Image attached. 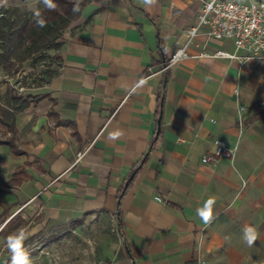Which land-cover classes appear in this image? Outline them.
Here are the masks:
<instances>
[{"label":"crops","instance_id":"1","mask_svg":"<svg viewBox=\"0 0 264 264\" xmlns=\"http://www.w3.org/2000/svg\"><path fill=\"white\" fill-rule=\"evenodd\" d=\"M200 7L87 0L52 49L47 83L19 91L1 80L0 109L9 89L30 103L15 114V132L0 117V202L40 217L38 228L112 219L120 243L103 264H264V58L196 57L245 54L201 28L191 56L165 69ZM215 140L233 153L204 162ZM209 197L205 225L196 210ZM246 225L257 231L251 247Z\"/></svg>","mask_w":264,"mask_h":264},{"label":"rangeland","instance_id":"2","mask_svg":"<svg viewBox=\"0 0 264 264\" xmlns=\"http://www.w3.org/2000/svg\"><path fill=\"white\" fill-rule=\"evenodd\" d=\"M81 1L83 0H53L55 7L47 8L42 0H0V8L4 7L0 18L6 14L20 12L28 20L26 25L37 24L39 19L53 22L61 15H66ZM46 54L48 57L35 67L31 65V61H25L20 70L12 76L3 73L0 68V81L4 78L11 79L19 91L20 85L33 84L38 71L44 69L45 65L52 66L57 63L53 50L47 49ZM17 80L20 84H16ZM17 209H11L9 205L0 202V264H10L11 253L7 250V238L21 229L27 237L23 241V248L30 256L31 264H103L120 243L116 223L99 213L85 215L78 220L46 223L42 228H38L40 217L25 215L26 218H23L20 214L15 216ZM18 217L25 222L17 220ZM10 219L12 221L7 224Z\"/></svg>","mask_w":264,"mask_h":264},{"label":"trees","instance_id":"3","mask_svg":"<svg viewBox=\"0 0 264 264\" xmlns=\"http://www.w3.org/2000/svg\"><path fill=\"white\" fill-rule=\"evenodd\" d=\"M86 2L87 0H83L78 3L80 11L74 12L71 8L66 15H61L53 22H45L43 28L39 27L38 24L26 25L28 20L20 12L3 15L0 18V68L2 72L12 76L20 70L22 63L25 61H31V65L35 67L40 61L48 57L46 50L58 47V38L69 24L80 16ZM16 10L18 11V9ZM0 13H4L3 6L0 8ZM55 74L56 71L52 69L51 65H45V68L36 74L33 85L47 83ZM29 103L30 101L26 98L17 95L14 89H9L6 92L5 104L8 108L0 109V117L9 131H16L15 114L29 106ZM14 151L17 154L19 153L17 150ZM141 164L136 166L128 179V183L135 178ZM16 175L18 173H15L14 181L19 182L20 180L16 179ZM18 219L23 221L20 217Z\"/></svg>","mask_w":264,"mask_h":264},{"label":"built area","instance_id":"4","mask_svg":"<svg viewBox=\"0 0 264 264\" xmlns=\"http://www.w3.org/2000/svg\"><path fill=\"white\" fill-rule=\"evenodd\" d=\"M200 1L201 7L197 24L187 31L185 45L173 53L165 63V69L191 56L188 48L201 28H206L208 35L214 39L231 40L236 50H244L245 54L238 56L235 53L231 54L218 49L214 53L203 50L196 57L239 58L241 61L264 58V0L248 2L239 0ZM0 106H3L1 101ZM214 144L213 155L205 157L204 162L216 161L220 157L232 155L233 149L227 147L224 141L215 140Z\"/></svg>","mask_w":264,"mask_h":264},{"label":"clouds","instance_id":"5","mask_svg":"<svg viewBox=\"0 0 264 264\" xmlns=\"http://www.w3.org/2000/svg\"><path fill=\"white\" fill-rule=\"evenodd\" d=\"M144 2L151 4V3H155V0H144ZM42 3L47 8L55 7L53 0H42ZM73 11L74 12L80 11L78 4L74 6ZM37 24L41 28L45 27V22L42 19H39L37 21ZM121 135H123L121 131H116L114 133H110L109 138L115 140L118 139ZM215 203H216L215 199L209 197L207 200L204 201L203 206L197 208L196 210V214L198 218L205 225L210 224L214 219L213 208ZM26 238L27 237L22 229L18 230L16 233L10 235L7 238V242H6L7 250L11 253L10 264H31L30 256L23 248V241ZM242 239L247 244V246L249 247L253 246L258 239L257 231L255 227L251 225H246L243 229Z\"/></svg>","mask_w":264,"mask_h":264}]
</instances>
